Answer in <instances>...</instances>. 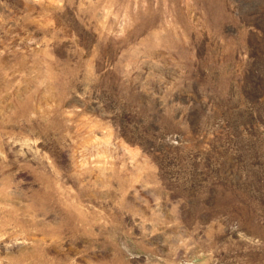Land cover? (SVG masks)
Instances as JSON below:
<instances>
[{
    "label": "rangeland",
    "instance_id": "1",
    "mask_svg": "<svg viewBox=\"0 0 264 264\" xmlns=\"http://www.w3.org/2000/svg\"><path fill=\"white\" fill-rule=\"evenodd\" d=\"M0 264H264V0H0Z\"/></svg>",
    "mask_w": 264,
    "mask_h": 264
}]
</instances>
